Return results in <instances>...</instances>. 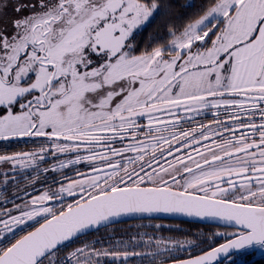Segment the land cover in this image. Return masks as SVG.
Instances as JSON below:
<instances>
[{
  "label": "snow or ice",
  "instance_id": "6c2138e0",
  "mask_svg": "<svg viewBox=\"0 0 264 264\" xmlns=\"http://www.w3.org/2000/svg\"><path fill=\"white\" fill-rule=\"evenodd\" d=\"M178 6L0 0V141L41 138L37 151L0 155V163L38 168L54 156L51 171L78 176L65 173L55 191L0 214V264H81L84 248L68 252L79 236L134 214L236 229L178 264L264 249V0H201L180 25ZM158 20L167 37L134 54V30ZM81 164L88 170L74 167ZM141 247L152 250L92 254L113 264L151 256L155 264L183 245L150 238Z\"/></svg>",
  "mask_w": 264,
  "mask_h": 264
},
{
  "label": "trees",
  "instance_id": "16d2710c",
  "mask_svg": "<svg viewBox=\"0 0 264 264\" xmlns=\"http://www.w3.org/2000/svg\"><path fill=\"white\" fill-rule=\"evenodd\" d=\"M170 2L179 5L174 9L177 25L185 23L186 21L183 17H185L186 14L190 15L192 12H195L201 4V0H170ZM188 3L195 5V7H183V5ZM166 37L167 32L164 28L163 20H158L155 24L144 26L133 33V52L134 54L139 55L142 52L149 50L151 47L155 46L157 42ZM208 120L209 117H206V121ZM10 143L15 142L8 141L7 144H5L4 154L12 155L19 152H31L28 147L29 145L25 146L23 144V146H11ZM0 155H3V141H0ZM0 209H2V207H0ZM199 226L201 225L168 220L126 222L107 227L75 241L68 249V252L70 253V251L79 244H82L80 248H84L91 254L93 253V250H95V252H111L114 249L120 250L126 246L135 247L136 250L141 252H150L152 250L151 247H141L142 244H148L150 238L153 240L162 239L169 242L179 241L183 245L179 250L173 248L171 252H164L159 259L155 260V264H159L161 263V260L168 262L182 258L208 244L210 240L207 238L214 235V233L212 235H205L204 230L198 229ZM130 240L132 241L131 245H129ZM61 255L63 256L66 254L62 253ZM100 256L102 257L100 258ZM100 256L97 258L99 264H113V257L104 255ZM232 257H234V260L231 263L226 260L224 264H264V258L255 257L254 251L252 250H246L235 254ZM117 264H119V261H117ZM128 264H153V258L151 256L147 259L143 256H131L129 257Z\"/></svg>",
  "mask_w": 264,
  "mask_h": 264
},
{
  "label": "rangeland",
  "instance_id": "374dc122",
  "mask_svg": "<svg viewBox=\"0 0 264 264\" xmlns=\"http://www.w3.org/2000/svg\"><path fill=\"white\" fill-rule=\"evenodd\" d=\"M13 15H16V14L13 13ZM136 31L137 30H134L133 33H135ZM202 120L204 122H207L206 118H203ZM39 141L40 140L36 141L35 143L36 147L39 146ZM63 158L64 157H61L60 159H63ZM56 164H57V157H54V156H47L44 161H39L38 168L37 167L22 168L19 166L14 167L7 162L0 163V207H2V209H0V214H3L6 209L14 210L15 204H9V203L10 202L15 203L16 200H18L20 196H22L24 193L27 192L25 190L27 186L25 185L32 183L37 178L38 174L47 172L45 171V169H48V168L49 170H51V168L55 166ZM25 174H27L28 176ZM5 176H7L8 179H5ZM12 177H15V182H13ZM57 188H53L51 190H46V191H54ZM28 223L31 224L32 221ZM26 226H28V224L23 225L22 227L24 228ZM81 246L82 244H79L75 248H73L71 251L79 249ZM253 249H254L253 251H254L255 257H260L261 255H264V249L255 248V247ZM85 253L86 255H83L80 257L81 264H87L88 259H89V254H91L86 250H85ZM233 260H234V257H230L229 259H227V262L231 263ZM92 264H96V263L92 261Z\"/></svg>",
  "mask_w": 264,
  "mask_h": 264
},
{
  "label": "water",
  "instance_id": "95a60500",
  "mask_svg": "<svg viewBox=\"0 0 264 264\" xmlns=\"http://www.w3.org/2000/svg\"><path fill=\"white\" fill-rule=\"evenodd\" d=\"M69 198H71V197H65V200L69 199ZM54 202H57V201H51L50 203H54ZM141 220L179 221V222H186V223H191V224H198V225H203V226H212V227L220 228V230L215 232L214 235L207 238L210 241H221L220 243L212 242L210 245H208L205 248L193 251V252L187 254L186 256H183L182 258H179V259H176L173 261H168L167 264H178V262H180V261L187 260V259H190L192 257H195L196 255L202 254L203 251L209 250L212 246L218 247L220 244L226 242V237H222L219 234H221V233L228 234V233H231V232L236 230L230 226H225L224 223L221 221L209 219V218L188 217V216H184V215H173V214H153L151 216H149L147 214H134V215L122 216L108 226H101L99 228L89 229L85 233H83L81 236H79L76 239V241L81 239V238H84L88 235H91L97 231H100V230L105 229L107 227L113 226V225L126 223V222H132V221H141ZM31 230H34V229H31ZM248 249H251V248H248ZM244 250H247V249L235 250L233 252H230L226 257L222 256L220 258V260L218 261V264L223 263L225 260H227L231 256L238 254ZM159 264H161V263H159Z\"/></svg>",
  "mask_w": 264,
  "mask_h": 264
},
{
  "label": "flooded vegetation",
  "instance_id": "af4514ba",
  "mask_svg": "<svg viewBox=\"0 0 264 264\" xmlns=\"http://www.w3.org/2000/svg\"><path fill=\"white\" fill-rule=\"evenodd\" d=\"M210 115L211 114H209V117H210ZM203 118H206V117H201V118H198V119H203ZM207 122H209V120ZM40 139L41 138H37V140H40ZM7 142L3 141V155H4V147H5V144H7ZM13 142H15V143H10L11 146H18V145L23 146V144H24L25 146L29 145L28 147H29L31 152L38 150V147H36V144L33 143L31 138H24L22 140H16V141H13ZM74 167L78 168V169H82L84 171L88 170L87 166L84 165V164L77 165V166H74ZM65 173L68 174L69 178H72V179L78 178V176H77L76 172L73 170V168L63 169V170H60V171H57V172H53V171L49 170V168H48L47 172L38 174L37 178L32 183L25 185V186H27V188L25 189L27 192L24 193L22 196H20L18 198V200H16L15 203H21L22 202V200H21L22 197L27 199V198H30L31 196H37V195L41 194L43 191L51 190L53 188L59 187V185L61 183H67V178L65 176ZM53 186H55V187H53ZM51 187H53V188H51ZM49 188H51V189H49ZM76 199H77V197H71L69 199H66L65 203H74L76 201ZM15 203H11L10 202L9 204H15ZM51 205L53 207H58L59 206L58 202L51 203ZM32 223H34V222H32ZM24 229L25 230H30L28 228V226L24 227ZM198 229L204 230L205 231L204 232L205 235H212L213 233H215V232L220 230V228H217V227H207V226H202V225L199 226ZM217 243H218V241H217ZM209 244L210 243L204 245L202 248H205ZM98 257L99 256L92 255V259L91 260L93 262L97 261ZM101 257L102 256H100V258Z\"/></svg>",
  "mask_w": 264,
  "mask_h": 264
}]
</instances>
